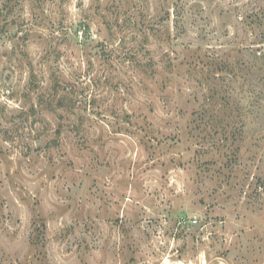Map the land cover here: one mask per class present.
Instances as JSON below:
<instances>
[{
    "label": "rangeland",
    "instance_id": "rangeland-1",
    "mask_svg": "<svg viewBox=\"0 0 264 264\" xmlns=\"http://www.w3.org/2000/svg\"><path fill=\"white\" fill-rule=\"evenodd\" d=\"M0 264H264V0H0Z\"/></svg>",
    "mask_w": 264,
    "mask_h": 264
}]
</instances>
